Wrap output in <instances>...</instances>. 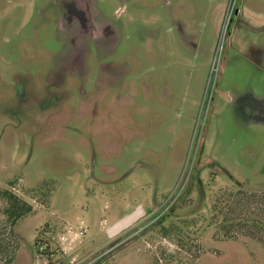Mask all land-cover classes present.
<instances>
[{
	"label": "rangeland",
	"instance_id": "374dc122",
	"mask_svg": "<svg viewBox=\"0 0 264 264\" xmlns=\"http://www.w3.org/2000/svg\"><path fill=\"white\" fill-rule=\"evenodd\" d=\"M223 187L264 191V0H0V190L32 206L0 264H264L208 223Z\"/></svg>",
	"mask_w": 264,
	"mask_h": 264
},
{
	"label": "trees",
	"instance_id": "16d2710c",
	"mask_svg": "<svg viewBox=\"0 0 264 264\" xmlns=\"http://www.w3.org/2000/svg\"><path fill=\"white\" fill-rule=\"evenodd\" d=\"M0 201L4 207L0 214V259L10 262L18 246L16 225L32 211V206L13 188L0 190ZM169 214L158 221L159 233L163 237L173 231L182 232L184 226L195 225L206 220V215L184 217L178 223L164 224ZM208 223L216 226V237L221 240H236L249 237L264 246V191H254L243 187H223L212 198Z\"/></svg>",
	"mask_w": 264,
	"mask_h": 264
},
{
	"label": "crops",
	"instance_id": "0c3cea01",
	"mask_svg": "<svg viewBox=\"0 0 264 264\" xmlns=\"http://www.w3.org/2000/svg\"><path fill=\"white\" fill-rule=\"evenodd\" d=\"M204 24H205V22H204ZM246 24L247 25H243V27L244 28H248V29H250V30H254L252 27H248V24L249 23H247L246 22ZM236 27H238V29H240L239 28V26H236ZM258 30H261V29H258ZM233 35V34H232ZM232 41H233V39H232ZM204 80H205V77L204 78H202V80L200 81V83H199V86H198V90H197V95H195V97H194V99H193V101H192V103H193V105H195V109H197V107H198V103H199V99H200V94H201V92H202V85H203V83H204ZM163 86V85H162ZM175 86L173 85H168V84H166V86H165V88H166V92L168 93V100L170 101V104L171 105H169L170 107H172V105H173V102H175L176 103V105L178 104V105H180V106H182V108H184V104L185 103H182V102H180L181 100H179V97H177L176 98V96H174V95H172L171 94V88L173 89ZM174 94H176V90L174 89ZM221 93H223L224 95H225V100H226V102H228V103H230L231 104V97L228 95V93H226V92H222V91H220ZM222 95V94H221ZM147 97V96H146ZM149 99V98H148ZM146 100V99H145ZM191 103V102H190ZM179 109H182L181 107H178ZM142 109H144V108H142ZM142 109L140 110L141 112H142ZM170 109H172V108H170ZM166 116V115H165ZM186 118H190V115L189 114H185L184 115ZM190 120V119H189ZM188 122V121H187ZM125 125H127L126 123H125ZM143 127H141V126H139V127H136V126H134V128H131V127H128V126H124V129L122 130L124 133H125V138H128V136H130V137H135V136H145L146 134H147V131L145 132L144 131V129H142ZM187 129H188V133H187V136L189 137V133H190V129H191V125H190V121H189V123H188V127H187ZM132 135V136H131ZM188 137H187V139H188ZM137 166V165H136ZM137 206H139L138 208H140V209H142V214H141V216H143V215H145V214H147L148 213V211H147V209L142 205V204H139V205H137ZM136 208V207H135ZM128 214H130V211L129 212H126V213H124L123 215H122V217L123 216H126V215H128Z\"/></svg>",
	"mask_w": 264,
	"mask_h": 264
},
{
	"label": "water",
	"instance_id": "95a60500",
	"mask_svg": "<svg viewBox=\"0 0 264 264\" xmlns=\"http://www.w3.org/2000/svg\"><path fill=\"white\" fill-rule=\"evenodd\" d=\"M141 214H142V209L138 208L133 213L124 216L109 228V234L112 236L119 233L124 228L128 227L134 221H136L141 216Z\"/></svg>",
	"mask_w": 264,
	"mask_h": 264
},
{
	"label": "built area",
	"instance_id": "2783aa9c",
	"mask_svg": "<svg viewBox=\"0 0 264 264\" xmlns=\"http://www.w3.org/2000/svg\"><path fill=\"white\" fill-rule=\"evenodd\" d=\"M217 61H218V63H219V61H220V56L218 55V58L215 60V64H214V71H217L218 72V68H219V65H218V63H217ZM216 66H217V68H216ZM85 229L83 228V229H81L80 231H79V234L77 233V236H79V235H84L85 234Z\"/></svg>",
	"mask_w": 264,
	"mask_h": 264
},
{
	"label": "flooded vegetation",
	"instance_id": "af4514ba",
	"mask_svg": "<svg viewBox=\"0 0 264 264\" xmlns=\"http://www.w3.org/2000/svg\"><path fill=\"white\" fill-rule=\"evenodd\" d=\"M39 244L41 245V246H39V251L41 252H44V251H46V249L48 248V244H47V247L45 248L44 247V245H43V242H39Z\"/></svg>",
	"mask_w": 264,
	"mask_h": 264
}]
</instances>
